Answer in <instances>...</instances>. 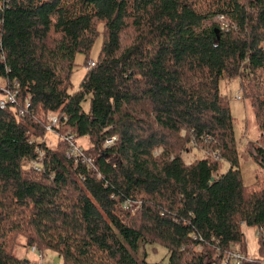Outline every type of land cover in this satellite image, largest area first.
I'll list each match as a JSON object with an SVG mask.
<instances>
[{
    "label": "trees",
    "instance_id": "trees-1",
    "mask_svg": "<svg viewBox=\"0 0 264 264\" xmlns=\"http://www.w3.org/2000/svg\"><path fill=\"white\" fill-rule=\"evenodd\" d=\"M234 78L263 139L264 0H0V94H15L0 107V264H32L19 235L62 264H155L135 257L153 241L168 264H222L246 251L243 226L261 256L239 264L264 262V176L244 184L220 91ZM49 113L88 139L84 161L41 141Z\"/></svg>",
    "mask_w": 264,
    "mask_h": 264
},
{
    "label": "rangeland",
    "instance_id": "rangeland-1",
    "mask_svg": "<svg viewBox=\"0 0 264 264\" xmlns=\"http://www.w3.org/2000/svg\"><path fill=\"white\" fill-rule=\"evenodd\" d=\"M219 16V15H218ZM228 18L224 16V20ZM216 22L220 24L215 17ZM227 26L223 29H227L229 22H226ZM221 25V24H220ZM101 40L99 38L94 42L93 47L90 51V57H95L100 49ZM75 65L72 69V73L70 76V81L72 84V90H76L79 86V82L81 77L83 76L86 67L83 63L84 57L82 54L78 53L75 55ZM4 82L0 80V86L3 87ZM220 91L223 95H226L229 102L231 110L233 111V116L235 117V129L237 132V137H241L242 143L239 144L240 154H241V167H242V179L245 185H254L258 182L261 177L264 176V169L260 167L257 162L253 159V153L256 152V147L262 146L264 148V138L259 134V131L256 129L253 115L248 107L246 101L242 99H236L235 96L239 95V82L237 78L227 79L220 81ZM4 97V94H0V99ZM85 105V104H84ZM52 113L47 114L46 120L49 121V116ZM59 131H47L46 135L41 139V141H45L46 144L50 147L57 146V141L62 139L64 131H73L71 128H67V126H59ZM75 142L80 147L86 148L89 145V141L86 137H74ZM42 151H39V153ZM203 157L204 153L202 151H192L185 152L183 157L186 160L195 159L196 157ZM33 160V159H32ZM30 160L24 165L26 167H30ZM227 166V164H225ZM32 168V167H30ZM257 229L252 226H243V232L245 234V249L246 251H242V254L246 255L248 258H252L253 261H257L258 256H261L258 252V241H257ZM14 253L27 260L32 264H62V259L58 255L56 251L53 250H43L40 254L39 251H34L30 246H25V238L21 235L17 236L14 240ZM200 250V248H197ZM167 250L164 246L160 245L158 241L149 242L146 244H142L139 246L135 257L138 261L144 260L149 263L155 264H168L167 261ZM205 264H214L209 259H204ZM259 264H264L263 261L259 260ZM222 264H227L224 262Z\"/></svg>",
    "mask_w": 264,
    "mask_h": 264
},
{
    "label": "built area",
    "instance_id": "built-area-1",
    "mask_svg": "<svg viewBox=\"0 0 264 264\" xmlns=\"http://www.w3.org/2000/svg\"><path fill=\"white\" fill-rule=\"evenodd\" d=\"M217 20L220 22L221 24V28L223 29V26L226 27L227 24V20H224V16L223 15H219L217 16ZM93 64V62H92ZM4 91L5 95L2 99H0V107H4L6 102H13L14 101V93L9 92L7 89L5 88H1V91ZM236 99H239V95L235 96ZM23 111L20 110L19 113L21 114ZM59 128V121L58 118L55 114H50L49 116V122L46 125V130L47 131H57V129ZM55 131V132H56ZM116 139V137H112L109 139H106L104 142V146H109L111 145L114 140ZM63 140L67 143V149H66V155L67 156H72L74 157L76 160L81 158V161L85 160L84 154H83V147H80L79 145L76 144L75 139H74V133L73 131H64V135H63ZM43 157V152L39 153V158L41 159ZM30 167H32L33 169H38L39 168V164L38 161L36 160H30L29 162ZM127 204H129L128 202H126L124 204V207L128 206ZM32 250H36L35 247H32ZM228 261H231L233 264H239L241 261H250L252 262L253 259L252 258H248L246 255L242 254V252L238 249H234L233 251L229 252L225 258H224V262L228 263Z\"/></svg>",
    "mask_w": 264,
    "mask_h": 264
},
{
    "label": "crops",
    "instance_id": "crops-1",
    "mask_svg": "<svg viewBox=\"0 0 264 264\" xmlns=\"http://www.w3.org/2000/svg\"><path fill=\"white\" fill-rule=\"evenodd\" d=\"M232 111V110H231ZM232 114H233V111H232Z\"/></svg>",
    "mask_w": 264,
    "mask_h": 264
},
{
    "label": "water",
    "instance_id": "water-1",
    "mask_svg": "<svg viewBox=\"0 0 264 264\" xmlns=\"http://www.w3.org/2000/svg\"><path fill=\"white\" fill-rule=\"evenodd\" d=\"M27 261V260H26Z\"/></svg>",
    "mask_w": 264,
    "mask_h": 264
}]
</instances>
